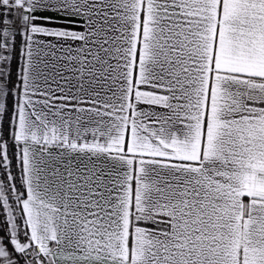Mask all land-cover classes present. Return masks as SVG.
Instances as JSON below:
<instances>
[{
	"label": "snow or ice",
	"instance_id": "obj_1",
	"mask_svg": "<svg viewBox=\"0 0 264 264\" xmlns=\"http://www.w3.org/2000/svg\"><path fill=\"white\" fill-rule=\"evenodd\" d=\"M0 264H264V0H0Z\"/></svg>",
	"mask_w": 264,
	"mask_h": 264
}]
</instances>
